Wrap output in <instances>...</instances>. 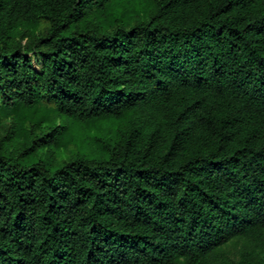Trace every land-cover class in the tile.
I'll list each match as a JSON object with an SVG mask.
<instances>
[{
	"label": "trees",
	"instance_id": "obj_1",
	"mask_svg": "<svg viewBox=\"0 0 264 264\" xmlns=\"http://www.w3.org/2000/svg\"><path fill=\"white\" fill-rule=\"evenodd\" d=\"M119 1L0 0V264H264V0Z\"/></svg>",
	"mask_w": 264,
	"mask_h": 264
},
{
	"label": "rangeland",
	"instance_id": "obj_2",
	"mask_svg": "<svg viewBox=\"0 0 264 264\" xmlns=\"http://www.w3.org/2000/svg\"><path fill=\"white\" fill-rule=\"evenodd\" d=\"M123 3L122 0H120L118 2L119 5H121ZM147 5H146V1L145 0H131L129 2L128 5V9L132 10L133 13L130 14V18L135 19H142L144 18L145 15V11H146ZM46 30V26L42 25L40 27V29H37L36 32V36H39L43 31ZM26 34H29L30 36H32L33 33L31 32H26ZM28 42V39H23L22 43L26 44ZM30 57L33 60V64L35 66V68L37 70H39L41 68L40 63L33 57L32 54H30ZM133 120V116H130L127 119V122H130ZM126 122V123H127ZM126 125V124H125ZM108 128L110 130H112V126H108ZM7 135L6 129L5 128H1L0 129V138L5 137ZM9 145L14 146L15 148H18L20 146H22V143L20 144V142L16 141V140H12L9 142ZM70 147H73L74 144H70ZM58 153L60 154V156H62V154H65L64 156H62V158H60V156L54 155L52 152L48 151L47 154H44V156H46L47 158H51V159H62L65 160L66 159V150L65 148H62L60 150H58ZM224 250L227 254V259L231 262H238L240 260L241 257V250H242V242L237 241V240H232L230 241L228 244H226L224 246Z\"/></svg>",
	"mask_w": 264,
	"mask_h": 264
}]
</instances>
